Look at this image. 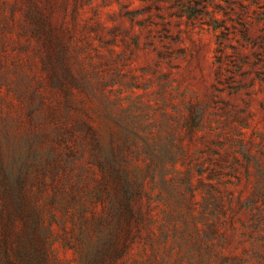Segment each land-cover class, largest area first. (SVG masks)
<instances>
[{
  "label": "rangeland",
  "instance_id": "obj_1",
  "mask_svg": "<svg viewBox=\"0 0 264 264\" xmlns=\"http://www.w3.org/2000/svg\"><path fill=\"white\" fill-rule=\"evenodd\" d=\"M0 264H264V0H0Z\"/></svg>",
  "mask_w": 264,
  "mask_h": 264
}]
</instances>
